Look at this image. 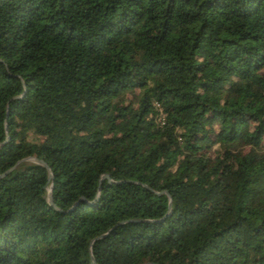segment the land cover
<instances>
[{
    "label": "trees",
    "instance_id": "obj_1",
    "mask_svg": "<svg viewBox=\"0 0 264 264\" xmlns=\"http://www.w3.org/2000/svg\"><path fill=\"white\" fill-rule=\"evenodd\" d=\"M89 249L264 264V0H0V264Z\"/></svg>",
    "mask_w": 264,
    "mask_h": 264
},
{
    "label": "water",
    "instance_id": "obj_2",
    "mask_svg": "<svg viewBox=\"0 0 264 264\" xmlns=\"http://www.w3.org/2000/svg\"><path fill=\"white\" fill-rule=\"evenodd\" d=\"M6 140H7V138H6ZM6 140H5V141H6ZM20 161H26V162L36 163V164L41 165V166H43L44 168L47 169V172H48V178H47V181H48V183H49V186L47 187V202H48L51 206L55 207V205H54V203H53V197H52V190H53V184H52V181H53V175H52V173H51L49 167L47 166V164H46L43 160L38 159V158H36V157H26V158L21 159ZM13 168H14V166L11 167L8 171H10V170L13 169ZM8 171H6V173H7ZM104 178L108 179V180L111 182V180L109 179V175H108V174H104V175L102 176V179H104ZM157 194H161V193H157ZM170 206H171V198H169L168 208H170ZM128 221H131V220H128ZM121 223H122V222H121ZM105 235H106V233L101 234V235L98 236L97 238L104 237ZM89 254H90V262H91V264H97L96 261H95V259H94V257L92 256L91 249H89ZM145 264H154V263H145Z\"/></svg>",
    "mask_w": 264,
    "mask_h": 264
},
{
    "label": "built area",
    "instance_id": "obj_3",
    "mask_svg": "<svg viewBox=\"0 0 264 264\" xmlns=\"http://www.w3.org/2000/svg\"><path fill=\"white\" fill-rule=\"evenodd\" d=\"M154 107L157 111V117H156V121L160 124L163 125L165 122V113L161 107V105L158 102L154 103Z\"/></svg>",
    "mask_w": 264,
    "mask_h": 264
}]
</instances>
